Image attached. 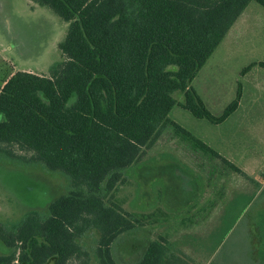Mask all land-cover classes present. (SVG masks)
I'll list each match as a JSON object with an SVG mask.
<instances>
[{"label":"trees","instance_id":"obj_1","mask_svg":"<svg viewBox=\"0 0 264 264\" xmlns=\"http://www.w3.org/2000/svg\"><path fill=\"white\" fill-rule=\"evenodd\" d=\"M33 1L68 22L59 42L64 58L47 74L17 70L5 79L0 158L43 163L69 175L70 185L46 211L0 221L6 249L0 244V264H121L115 253L121 237L167 212L127 210L117 190L168 127L247 175L170 112L179 104L217 124L238 108L241 83L216 115L192 81L250 0ZM15 145L31 156L16 153ZM144 243L133 264H190L167 235Z\"/></svg>","mask_w":264,"mask_h":264},{"label":"rangeland","instance_id":"obj_2","mask_svg":"<svg viewBox=\"0 0 264 264\" xmlns=\"http://www.w3.org/2000/svg\"><path fill=\"white\" fill-rule=\"evenodd\" d=\"M68 26L33 0H0V88L17 70L49 73L64 58L59 42ZM259 62H264V5L250 0L192 81L216 115L235 98L239 83L241 104L217 124L179 104L170 112L247 175L194 149L168 127L117 190L127 210L162 209L168 215L157 213L159 219L121 237L115 245L121 264H133L144 242L160 234L190 264H264V66ZM11 148L31 156L18 145ZM19 160L0 158L1 222L20 219L32 209L46 211L69 189L66 173ZM95 238L87 239L90 246Z\"/></svg>","mask_w":264,"mask_h":264},{"label":"crops","instance_id":"obj_3","mask_svg":"<svg viewBox=\"0 0 264 264\" xmlns=\"http://www.w3.org/2000/svg\"><path fill=\"white\" fill-rule=\"evenodd\" d=\"M202 96V95H201ZM203 97V96H202ZM203 99L205 100V98L203 97ZM206 102V101H205ZM240 104H241V102H240Z\"/></svg>","mask_w":264,"mask_h":264}]
</instances>
